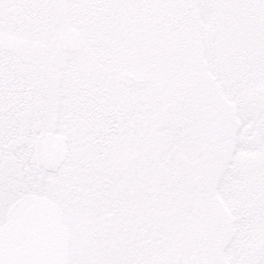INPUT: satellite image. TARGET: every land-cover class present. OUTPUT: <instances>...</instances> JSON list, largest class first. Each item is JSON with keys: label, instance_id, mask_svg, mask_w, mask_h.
<instances>
[{"label": "snow or ice", "instance_id": "1", "mask_svg": "<svg viewBox=\"0 0 264 264\" xmlns=\"http://www.w3.org/2000/svg\"><path fill=\"white\" fill-rule=\"evenodd\" d=\"M0 264H264V0H0Z\"/></svg>", "mask_w": 264, "mask_h": 264}]
</instances>
